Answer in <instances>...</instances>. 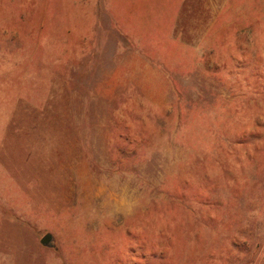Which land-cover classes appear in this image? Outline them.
<instances>
[{"label":"rangeland","instance_id":"374dc122","mask_svg":"<svg viewBox=\"0 0 264 264\" xmlns=\"http://www.w3.org/2000/svg\"><path fill=\"white\" fill-rule=\"evenodd\" d=\"M0 264H264V0H0Z\"/></svg>","mask_w":264,"mask_h":264},{"label":"water","instance_id":"95a60500","mask_svg":"<svg viewBox=\"0 0 264 264\" xmlns=\"http://www.w3.org/2000/svg\"><path fill=\"white\" fill-rule=\"evenodd\" d=\"M50 240H51V236H50L49 234H47V235L41 240V243H42L43 245H48Z\"/></svg>","mask_w":264,"mask_h":264},{"label":"trees","instance_id":"16d2710c","mask_svg":"<svg viewBox=\"0 0 264 264\" xmlns=\"http://www.w3.org/2000/svg\"><path fill=\"white\" fill-rule=\"evenodd\" d=\"M239 252H241V251L239 250Z\"/></svg>","mask_w":264,"mask_h":264}]
</instances>
